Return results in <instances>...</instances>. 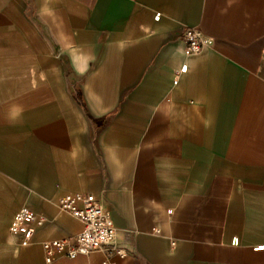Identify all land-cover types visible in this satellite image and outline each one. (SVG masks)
<instances>
[{
    "label": "crops",
    "instance_id": "obj_1",
    "mask_svg": "<svg viewBox=\"0 0 264 264\" xmlns=\"http://www.w3.org/2000/svg\"><path fill=\"white\" fill-rule=\"evenodd\" d=\"M77 193L114 239L45 263ZM105 260L264 264V0H0V264Z\"/></svg>",
    "mask_w": 264,
    "mask_h": 264
},
{
    "label": "built area",
    "instance_id": "obj_2",
    "mask_svg": "<svg viewBox=\"0 0 264 264\" xmlns=\"http://www.w3.org/2000/svg\"><path fill=\"white\" fill-rule=\"evenodd\" d=\"M184 54H197L202 51L206 43L200 34L193 28L183 31ZM58 208L79 220L82 229L75 235L62 239L43 241L45 263L61 254L69 259L77 256H87L95 251H103L111 245L115 228L109 214L100 203L89 193L65 194L56 201ZM44 223L42 215L35 214L27 207L20 208L8 228L10 235L19 236L22 245H26L32 238L36 228ZM122 255L121 250H117ZM102 264H113L107 260Z\"/></svg>",
    "mask_w": 264,
    "mask_h": 264
}]
</instances>
